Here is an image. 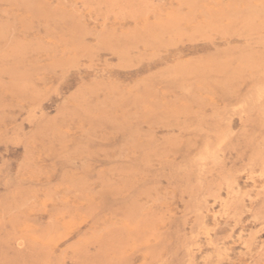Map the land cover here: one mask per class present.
I'll return each mask as SVG.
<instances>
[{"label":"rangeland","instance_id":"obj_1","mask_svg":"<svg viewBox=\"0 0 264 264\" xmlns=\"http://www.w3.org/2000/svg\"><path fill=\"white\" fill-rule=\"evenodd\" d=\"M0 264H264V0H0Z\"/></svg>","mask_w":264,"mask_h":264}]
</instances>
